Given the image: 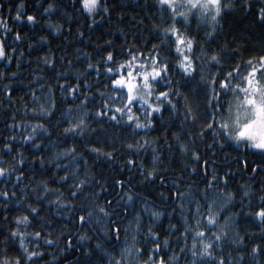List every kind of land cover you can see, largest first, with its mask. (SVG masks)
<instances>
[{
	"label": "trees",
	"instance_id": "trees-1",
	"mask_svg": "<svg viewBox=\"0 0 264 264\" xmlns=\"http://www.w3.org/2000/svg\"><path fill=\"white\" fill-rule=\"evenodd\" d=\"M16 3L23 5L21 19H14ZM222 3L232 6L222 8L212 26L195 15L187 25L178 22L195 41L193 57H199L195 74L186 77L157 27L168 23L157 0H100L109 10L91 15L79 0H0V16L8 17V29L0 26L5 49L0 56V167L10 169L0 175V193H8L0 195V240L13 227L25 233L28 250L39 253L28 258L31 264H116L121 255L126 264H136L146 252L136 254L134 247L147 249L153 243L160 245L155 256L166 264H218L221 257L224 264H264V220L255 216L264 207V151L221 140L207 129L201 137L207 117L187 120L183 110L190 93L194 111L202 113L206 106L200 78L210 80L218 66L205 63V52L221 55L220 71L240 62L243 72L249 57L264 55V20L258 15L264 0H248V6L245 0ZM28 14L33 22L27 21ZM16 33L21 39H14ZM153 45L169 62L168 75L156 90L179 89V101L175 91L171 97L177 110L165 101L146 128L133 127L126 114L111 119L112 110L97 116L114 87L105 68L136 53L146 56L156 51ZM108 51H113L110 62L105 60ZM150 99L156 102L155 96ZM139 109L137 102L132 111L147 123ZM78 119L85 121L83 130L70 129ZM209 202L225 232L216 246L217 228L208 226L203 237L195 238L194 248L192 217L206 216ZM81 214L85 221L78 220ZM25 215L28 221L17 223L15 217ZM150 227L159 239L147 235ZM19 240L18 234L0 243V257L20 254ZM201 240L212 241L211 255L199 254ZM126 246L133 251L122 253Z\"/></svg>",
	"mask_w": 264,
	"mask_h": 264
},
{
	"label": "snow or ice",
	"instance_id": "snow-or-ice-1",
	"mask_svg": "<svg viewBox=\"0 0 264 264\" xmlns=\"http://www.w3.org/2000/svg\"><path fill=\"white\" fill-rule=\"evenodd\" d=\"M83 10L91 15L97 9L103 8L104 12L109 9L107 5H101L100 0H79ZM157 4L168 14L166 19L168 23L159 27V31L162 37L171 45L170 51H174L175 66H178L182 73L188 77L195 74L194 60L199 57H193L192 52L194 48V39L187 36L184 31L177 26L178 22L182 19L185 25H187L189 17L195 15L199 19H206L210 25H214L219 22V16L222 8H228L232 5L230 3H222V0H157ZM22 3H16L17 9L14 19H21V13L19 9L22 8ZM245 6H248V0H245ZM12 5H9L11 9ZM52 7L51 4L48 6ZM47 11V9H45ZM259 18L264 20V8H260L258 11ZM8 17L0 16V26L4 29H8L6 23ZM28 22H33L35 17L32 14H28L26 17ZM206 35L211 36L212 32L209 31ZM14 39H21L19 33L14 34ZM156 51H150L148 54L136 53L130 55L127 60L119 61L114 67L108 66L105 68V72L111 74L109 79L111 85L114 86L109 98L105 99L100 108L96 109L97 116H103L111 111V119H117V113L126 114L127 121H134L133 127L146 128L153 124V114L159 113L162 109L163 103L166 101L172 106V111L177 110V104L173 101L172 93L176 92L177 101H179L180 91L179 89H171L164 87L162 91L156 90V85L164 80V77L169 72V62L166 58L162 57L159 51V45H153ZM5 54L3 43H0V56ZM207 55V62H215L218 66L217 71L211 73V79H207L203 74L201 75V81L204 83L206 89L204 95L207 97L206 106L202 113L194 111L189 106L192 93L184 98V115L187 120L196 121L206 116V122L202 123L199 130V135L202 137L205 130H209L213 133L214 137L221 140H232L236 143H246L248 147L256 148L264 151V55H260L257 58L249 57L245 64V68L242 72L241 63L238 62L235 66H229L227 71H220L222 67L221 55L213 50ZM113 59V51H108L105 54V60L110 62ZM47 63L51 64L52 60L47 59ZM89 68L92 65H88ZM235 81V82H234ZM170 81H165V84ZM76 87L75 85L73 86ZM229 90L231 94H229ZM72 89H69L71 93ZM155 96L156 102H153L150 98ZM223 97H228L225 101ZM139 102V111L144 113L147 123L140 120L139 114L132 111L133 106ZM37 125H33L35 128ZM43 127V125H41ZM80 128L83 130L85 127V121L78 119L76 123L70 124V129ZM69 129H65L68 131ZM191 135V134H189ZM24 139H30V137H24ZM7 148L8 145H5ZM129 148L135 147L129 144ZM184 148V145H181ZM99 151V149H93ZM194 158H199V153L192 151ZM111 157L112 153L106 154ZM132 164L133 161L129 159L127 161ZM255 169V166H253ZM10 171V169L0 167V175ZM20 173H17L19 176ZM147 175L151 177L152 171H148ZM212 179V178H209ZM221 180H225L224 176L220 177ZM120 180L116 181L119 185ZM79 188L80 185H75ZM75 194V193H74ZM175 194V193H173ZM4 197L8 196L5 191L0 193ZM181 196L184 193L180 194ZM232 194L226 193V197H230ZM260 201L264 204V194L261 195ZM62 203H68L62 201ZM199 205L196 211H199ZM34 213L37 211L35 207L31 208ZM104 211L103 208L100 209ZM159 212H154L153 216H159ZM218 212L213 210L212 202H209L208 214L206 216L201 215L197 218L195 215L192 217V227L196 229L194 232L193 247L197 246L196 237H203L205 230L208 226L217 228V232L213 234V240L216 242V246L219 245L221 236L225 232L224 226L217 224ZM255 216L264 220V207L257 208ZM87 217L81 214L78 220L85 221ZM227 219V218H226ZM17 223L27 222L28 216L15 217ZM171 227H175L172 225ZM184 227L188 228L187 218H185ZM114 231L118 235V227L114 226ZM19 234L20 249L21 252L15 257H0V264H31L28 258L38 257L39 253L36 251H29L28 247L24 243L25 233L18 232V228H11L10 232L5 234L3 240L0 243L8 244L10 239L15 238ZM33 236L39 237V232L32 233ZM148 236L159 239L158 233L148 230ZM71 238H69L70 240ZM235 242V241H234ZM51 243V241H49ZM135 243V242H134ZM167 240H165V245ZM212 241H200L199 254L211 255L210 246ZM183 247V245L181 246ZM160 249V245L153 243L151 247L142 249L141 247H134L136 254H143V259H137L136 264H166L163 258H157L155 252ZM255 245L252 247V252H256ZM124 252H132L133 248L127 247L121 250ZM197 252H193V256H196ZM171 259V258H169ZM116 264H126V257L121 255L116 257ZM218 264H224L223 257L219 258Z\"/></svg>",
	"mask_w": 264,
	"mask_h": 264
},
{
	"label": "rangeland",
	"instance_id": "rangeland-1",
	"mask_svg": "<svg viewBox=\"0 0 264 264\" xmlns=\"http://www.w3.org/2000/svg\"><path fill=\"white\" fill-rule=\"evenodd\" d=\"M205 21H207L206 19H204ZM208 22V21H207ZM212 26V25H211Z\"/></svg>",
	"mask_w": 264,
	"mask_h": 264
}]
</instances>
